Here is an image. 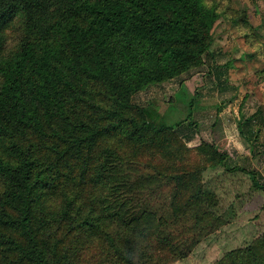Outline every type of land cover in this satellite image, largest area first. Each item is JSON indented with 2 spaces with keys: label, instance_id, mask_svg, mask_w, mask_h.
I'll list each match as a JSON object with an SVG mask.
<instances>
[{
  "label": "trees",
  "instance_id": "obj_1",
  "mask_svg": "<svg viewBox=\"0 0 264 264\" xmlns=\"http://www.w3.org/2000/svg\"><path fill=\"white\" fill-rule=\"evenodd\" d=\"M15 13L24 35L8 49L2 29ZM220 15L217 0H0V264L182 257L161 236L163 217L107 212L109 160L124 163L131 148L184 150L175 128L133 96L212 57L210 29ZM261 120L246 118L245 131L253 135ZM201 147L226 165L214 144ZM201 169L163 174L175 184L174 217L192 214L197 226L214 219L208 207L216 203L199 182ZM52 198L58 203L47 208ZM215 264H264V232Z\"/></svg>",
  "mask_w": 264,
  "mask_h": 264
},
{
  "label": "rangeland",
  "instance_id": "obj_2",
  "mask_svg": "<svg viewBox=\"0 0 264 264\" xmlns=\"http://www.w3.org/2000/svg\"><path fill=\"white\" fill-rule=\"evenodd\" d=\"M217 1L221 15L210 29L212 57L179 78L152 84L133 96L134 103L152 108L175 128L184 150L178 145L157 153L131 148L122 155L124 163L109 160L107 212L129 218L151 211L163 217L168 226L161 236L170 237L182 255L165 264H215L264 232V189L257 185L264 184V125L251 126L254 134L249 135L245 130L250 127L242 123L251 115L264 120V0ZM236 17H245L246 25L238 26ZM2 32L7 48H13L24 35L20 14H13ZM203 143L225 153L226 165H214ZM197 167H202L203 190L216 198L208 207L214 219L203 226L194 224L192 214L174 217L175 184L163 175ZM57 200H48L47 208L55 207Z\"/></svg>",
  "mask_w": 264,
  "mask_h": 264
}]
</instances>
